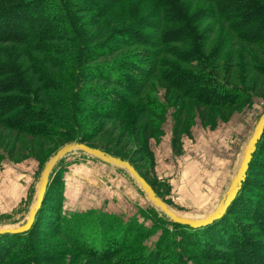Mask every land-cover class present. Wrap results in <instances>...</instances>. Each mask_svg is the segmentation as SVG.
Segmentation results:
<instances>
[{
  "label": "trees",
  "instance_id": "obj_1",
  "mask_svg": "<svg viewBox=\"0 0 264 264\" xmlns=\"http://www.w3.org/2000/svg\"><path fill=\"white\" fill-rule=\"evenodd\" d=\"M119 1L0 0V148L10 158L24 149L40 154L43 165L57 146L50 153L44 147L71 141L119 156L89 143L88 135L111 123H127L135 133L158 128L164 104L145 91L167 64L174 67V75L162 76L168 90L194 97L204 109L252 99L264 76V0H155L146 15L117 12ZM166 55L198 71L182 74ZM175 75H186L185 88ZM88 117L99 126L84 130ZM259 160L263 192L264 128L234 199L221 217L199 227L172 222L152 206L145 215L149 226L116 213L63 214L60 178L49 176L31 226L0 234V264H36L34 250L41 246L33 234L40 231L43 206L56 215L43 234L56 230L102 264H264V195L246 190ZM92 223L99 233L86 237L80 228ZM158 229L156 240L145 243Z\"/></svg>",
  "mask_w": 264,
  "mask_h": 264
},
{
  "label": "rangeland",
  "instance_id": "obj_2",
  "mask_svg": "<svg viewBox=\"0 0 264 264\" xmlns=\"http://www.w3.org/2000/svg\"><path fill=\"white\" fill-rule=\"evenodd\" d=\"M154 4L155 0H120L114 9L117 12L137 9L146 15ZM162 57L169 63L178 64L184 71L182 74L198 71V68L181 65L171 56ZM227 61L225 66L229 68ZM172 70L174 67L168 64L158 67V72L151 76L145 91L164 104L162 115L155 118L159 122L158 128L148 126L135 133L131 126L129 128L127 123L121 122L111 123L104 131L87 135L92 137L89 143L133 162L138 172L156 186L162 199L178 214L200 216L209 212L224 193L225 178L229 175L230 181L242 150L264 111V76L260 78L259 87L253 91L251 100L222 109H204L194 97L184 95L173 87L168 90L162 76L172 75ZM175 76V81L183 83L185 88L184 83H188L186 75ZM237 77L238 83L241 82V76ZM251 86L252 81L248 80L246 87L251 90ZM84 113L88 115V112ZM94 125L99 126V123L88 117L83 129H94ZM58 145L54 142L44 147L43 153L52 152L56 146L58 149L61 146ZM0 150L4 153V158L0 160V226L21 224L34 199L44 164H41L40 154L36 156L23 149L21 156L10 158L7 149L1 147ZM260 164L259 160L251 167L255 174L246 183V190L264 195L257 185V179L261 176L256 173L263 171ZM53 168L50 179L57 175L62 182L58 181L63 198V214L91 210L97 214H120L124 219L133 218L145 226L151 224L145 215L152 205L124 169L79 150L61 157ZM238 215L235 218L243 223ZM55 216L45 206L40 211V231L33 234L41 246L34 250L36 264H102L70 247L67 238L56 233V230L49 229L45 234L42 233L49 224L54 223ZM91 226L81 227L80 232L87 233L86 237L92 232L99 233L93 223ZM70 231L75 233L74 230ZM160 231L158 229L145 243H153ZM98 233L96 236H100Z\"/></svg>",
  "mask_w": 264,
  "mask_h": 264
},
{
  "label": "water",
  "instance_id": "obj_3",
  "mask_svg": "<svg viewBox=\"0 0 264 264\" xmlns=\"http://www.w3.org/2000/svg\"><path fill=\"white\" fill-rule=\"evenodd\" d=\"M263 128H264V111L262 112L258 121L256 122L253 131L242 150L241 157L236 167V170L233 173L230 181L228 182V185L223 195L220 197V199L217 201L215 206L209 212L200 216H188V215L178 214L176 211L170 208L167 205V203L159 195L156 194L152 186L134 168V166L128 160L123 159L119 156L112 155L100 148L89 146L84 142H80V141L67 142L61 145L58 149H56V151L52 153L50 157L45 161L38 178L34 199L28 209V213L24 222L16 225H2L0 226V234L23 232L31 226L34 220L36 210L39 208L42 202L46 190V186L48 183L49 175L54 165L61 157L75 150L82 151L83 153L96 157L101 161H104L115 167L124 169L143 191V193L149 200L150 204L161 214L165 215L170 221L181 224H187L191 227H199L209 224L213 220L222 216L227 206L234 199L235 195L240 189L241 183L245 178V173L248 167V163L255 149L256 142L261 136Z\"/></svg>",
  "mask_w": 264,
  "mask_h": 264
},
{
  "label": "crops",
  "instance_id": "obj_4",
  "mask_svg": "<svg viewBox=\"0 0 264 264\" xmlns=\"http://www.w3.org/2000/svg\"><path fill=\"white\" fill-rule=\"evenodd\" d=\"M225 181H226V184H225V187H224V191L228 185V182H229V175H227V177L225 178ZM223 195V193L220 195V197Z\"/></svg>",
  "mask_w": 264,
  "mask_h": 264
}]
</instances>
